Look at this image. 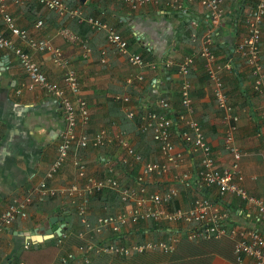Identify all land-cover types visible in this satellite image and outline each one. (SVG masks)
I'll return each mask as SVG.
<instances>
[{
  "label": "crops",
  "instance_id": "obj_1",
  "mask_svg": "<svg viewBox=\"0 0 264 264\" xmlns=\"http://www.w3.org/2000/svg\"><path fill=\"white\" fill-rule=\"evenodd\" d=\"M240 1L222 2L224 16L210 46L216 64L222 65L226 62V57L232 53L236 42L244 35L242 15L238 11ZM252 3L253 0H247L245 7ZM70 6L79 8L84 16L97 17L113 27L126 39L127 45L132 42L128 50L139 54L146 65L153 64L154 68L145 66L141 70L133 69L124 57L113 52L107 53V62L102 65L99 62V50L104 46L103 34L94 33L85 24L77 25L74 20L58 18L54 13L36 4L26 2L13 5L11 0H7V12L15 26L25 30L31 38L46 40L58 48L60 57L66 60L74 71L80 96L85 101L89 114V121L83 132L90 136L103 129L112 138L121 133L134 152L140 155L143 163L160 161L157 146L150 135L140 134L132 120L126 119L121 111V98L128 97V103L124 107L136 109L137 114L156 110V99L167 102L174 115L179 112L180 79L176 73V65L183 57L197 51V40L207 29L198 0L187 4L185 16L174 14L162 6L148 5L131 11L125 5L109 0H74ZM37 22L41 23L39 28L34 27ZM0 32L10 37L1 21ZM66 33L75 39L67 38L63 35ZM191 35H194L195 41L191 40ZM13 40L15 46L25 51L38 65L47 82L61 85L63 73L52 65L48 54L32 52L19 40ZM79 43L89 49L86 58L83 57L84 51ZM259 49L260 64L264 71V20L261 25ZM166 61L170 63L165 68ZM234 61L235 71H223L221 81L232 112L238 116L234 142L244 153L237 162L238 171L246 191L255 197L264 198V142L256 136L257 128H262L260 100L251 91L247 66L237 59ZM136 73L141 74L142 81L126 88L125 78ZM188 79L191 84L193 119L198 123L210 146L215 164L218 168L227 167L231 158L223 149L222 114L215 105L211 83L201 58L194 57ZM26 81L14 57L5 56V53L0 51V214L14 198H20L41 181L55 157L58 134L63 127L62 113L57 101L41 88L27 90L21 87ZM238 86L241 89H238ZM244 91L247 99L242 95ZM172 141L174 146L181 150L177 134L172 135ZM122 154L115 143L98 149L84 150L72 146L67 160L53 178L46 181V185L57 188L77 183L75 171L70 163L72 158L80 157L88 176L101 179L107 176V170L111 168L112 176L120 184L132 186L140 165H120L118 160ZM196 167L197 161L193 162L186 151V158L179 168L171 169L161 177H148L144 182V191L148 194H160L168 187L177 189L178 195L169 205L171 210L186 208L194 197L202 195L200 192H203L211 202H215L229 213L230 224L241 223L255 227L253 210L244 209L237 198L230 195L219 198L214 188H204L197 183L189 190L178 186L175 179L178 173L188 171L193 174V168ZM133 187L137 189L135 184ZM110 194H97L90 200L89 222H94L96 217L104 214L121 212L122 204L118 200H112ZM241 209L246 212L243 217L238 216ZM70 215L75 216V212L67 198L57 196L43 203L34 202L27 209L26 219H16L0 234V264H15L14 256L19 248L24 249L23 244L27 239L30 246H39L45 242L47 229L53 232L61 224L63 232L69 237L79 233L81 226L75 222L76 216L73 226L67 221ZM58 217H63L62 222L50 221L51 218ZM163 226L166 227L165 224L153 222L139 223L126 231L121 230L122 236L118 241L128 244L161 239L165 237L166 232ZM63 253L64 251L60 252L58 257ZM74 264L81 263L76 261ZM212 264L232 263L215 257Z\"/></svg>",
  "mask_w": 264,
  "mask_h": 264
},
{
  "label": "built area",
  "instance_id": "obj_2",
  "mask_svg": "<svg viewBox=\"0 0 264 264\" xmlns=\"http://www.w3.org/2000/svg\"><path fill=\"white\" fill-rule=\"evenodd\" d=\"M125 5L129 10L136 11L144 6H162L163 8L185 16L187 4L192 0H110ZM13 5L24 3L36 4L47 11L54 13L58 18L74 20L77 25H87L94 33L104 36V46L99 50V62L106 64L108 52H113L125 58L126 63L133 69L141 70L145 66L153 69V64H147L139 54L130 52L127 41L106 22L97 17L84 16L78 8H68L61 0H11ZM202 14L207 23L205 34L197 40L198 48L194 54L183 57L176 65V73L180 79L178 88V102L180 110L175 115L171 106L162 99L155 100L156 110L137 114L136 109L126 108L128 97L121 98L126 119H138L136 130L140 134H149L156 144L160 156L158 162L143 163L139 154L134 152L123 134L118 133L113 138L108 136L103 129H99L90 136L83 132L89 121V114L85 101L80 96L78 83L74 71L68 62L60 57L58 48L46 40L31 38L25 30L19 29L13 23L7 12V0H0V21L10 37L0 32V51L5 56L11 55L26 77L25 84L21 87L27 90L41 88L54 98L61 110L63 127L58 134V144L55 157L49 168L38 184L27 190L20 198L13 199L0 214V234L4 232L16 219L24 220L27 209L34 202L41 203L47 198L57 196L67 198L81 226V231L76 234L77 239L83 244L72 247L60 257V263L78 261L88 264L92 258L109 256L117 259H129L134 255L147 253L171 254L176 245L184 240L189 243H199L208 240H228L232 244L231 255L233 264H264V198L249 194L242 186V176L238 171V160L244 154L234 142L238 116L232 112L227 96L223 92L221 73L234 70V60L243 62L251 78L250 88L258 96L261 105L262 128L256 130L257 138L264 142V71L260 64V33L264 20V0H253L252 5L242 9V24L244 35L240 38L226 62L222 65L215 63V56L210 51L212 38L218 31L224 16L222 9L223 0H198ZM40 22L34 27L39 28ZM74 40L75 37L68 33L63 34ZM17 39L25 47L35 53H46L55 68L62 71V83L46 81L38 65L30 56L18 46ZM191 40L195 41L194 35ZM80 44V43H79ZM83 57L89 55V49L80 44ZM194 57L202 59L203 68L211 83V94L215 105L222 114L223 149L231 158L230 165L218 168L215 164L210 146L205 140L198 123L193 119V107L190 96L191 84L188 72L193 64ZM169 61L164 63L166 68ZM142 81L140 73L129 74L124 80L126 88L133 87ZM18 92V91H17ZM177 134L181 150L176 148L172 135ZM115 143L123 152L119 164L131 166L139 164V173L133 179L132 186L120 184L113 176L112 169L108 168L107 176L96 179L88 176L86 167L80 157H74L70 166L75 171L77 183L65 187L47 186L46 181L51 180L59 168L67 160L70 148L98 149L108 144ZM187 155L197 167L190 172H180L176 176V183L184 190L191 189L195 183L204 188H214L219 198L230 195L237 198L244 209L253 210L255 227H248L241 223H229V213L215 202H211L204 195L194 197L186 208L169 209V205L178 195L175 188H165L160 194H148L144 191V182L150 176L161 177L171 169H177ZM114 193L122 204L121 212L104 214L95 218L94 222L88 220V205L97 194ZM242 209L239 212L243 217ZM144 222L165 224V237L157 240H142L122 244L120 241L121 230ZM170 226V227H169ZM164 231V230H163ZM112 236H111V235ZM68 235L63 233L56 239V246L62 247ZM29 243L24 242L26 249ZM15 264H23L17 262Z\"/></svg>",
  "mask_w": 264,
  "mask_h": 264
},
{
  "label": "trees",
  "instance_id": "obj_3",
  "mask_svg": "<svg viewBox=\"0 0 264 264\" xmlns=\"http://www.w3.org/2000/svg\"><path fill=\"white\" fill-rule=\"evenodd\" d=\"M72 2L74 0H65L64 5L68 8H73L70 6ZM241 2L242 0L239 2L238 11L244 9L247 0H244L242 5ZM130 43L132 42L130 41ZM130 43H128V47L131 45ZM234 68L236 69V64H234ZM238 89L241 88L238 86ZM242 95L247 99L245 91ZM131 122L136 128L138 119L134 118ZM200 194L203 195V192H200ZM110 197L112 200H118L114 193H111ZM81 244H83V241L77 239L76 235L70 236L61 248L55 247L53 240H47L39 246H29L26 250L19 248L14 256V262L21 261L23 264H60L58 257L60 252H65L70 247H76ZM231 248V242L225 239L201 241L199 243H189L182 240L176 245L171 254L147 253L134 255L129 259L98 256L92 258L88 264H212V260L215 257L233 264ZM67 264L74 263L69 262Z\"/></svg>",
  "mask_w": 264,
  "mask_h": 264
},
{
  "label": "water",
  "instance_id": "obj_4",
  "mask_svg": "<svg viewBox=\"0 0 264 264\" xmlns=\"http://www.w3.org/2000/svg\"><path fill=\"white\" fill-rule=\"evenodd\" d=\"M81 2L83 1V0H80ZM243 4V2L241 3V5ZM186 22V21H185ZM62 220H63V217H58V218H51L50 219V221L51 222H56V221H58V222H62ZM61 229H63V226L60 224V226L55 230V231H51L50 229H47V230H45V240L46 239H50L53 235H55V236H59V233H60V230ZM28 240V239H27Z\"/></svg>",
  "mask_w": 264,
  "mask_h": 264
},
{
  "label": "clouds",
  "instance_id": "obj_5",
  "mask_svg": "<svg viewBox=\"0 0 264 264\" xmlns=\"http://www.w3.org/2000/svg\"><path fill=\"white\" fill-rule=\"evenodd\" d=\"M109 1H110V0H109ZM111 2H113V1H111ZM242 2H243V1H242ZM242 2H241V3H242ZM62 3H63V2H62ZM114 3H115V2H114ZM63 4H64V3H63ZM78 9H79V8H78ZM63 18H64V17H63ZM94 18H95V17H94ZM101 21H102V20H101ZM103 22H104V21H103ZM127 48H128V45H127ZM232 71L234 72L235 69L232 70ZM251 91H252V90H251ZM103 178H104V177H103ZM48 199H52V198H47V199H45L44 201H46V200H48ZM44 201H43V202H44ZM43 202H41V203H43ZM120 204H121V203H120ZM75 216H76V215H75ZM25 219H26V218H25ZM76 219H77V217H76ZM11 225H12V224H11ZM11 225H10V226H11ZM63 233H65V232H63V229H61V230H60V233H59V236H55V235H53L50 239H46L45 241H47V240H53V241H54V246L57 247L56 244H55L56 239L59 238V237H60V234H63ZM68 238H69V235H68ZM67 240H68V239H67ZM25 242L29 243L28 247L31 245L30 242H29V240H26ZM65 242H66V241H65ZM64 244H65V243H64ZM64 244H63V245H64ZM63 245H62V246H63ZM28 247H27V248H28ZM27 248H26V249H27ZM57 248H61V247H57ZM65 252H67V251H65ZM65 252H64V253H65ZM64 253H63V254H64ZM63 254H62V255H63ZM19 262H20V261H19ZM59 262H60V257H59ZM16 263H17V262H16ZM22 263H23V262H22ZM67 263H69V262H67ZM67 263H66V264H67ZM71 263H74V262H71ZM60 264H61V263H60Z\"/></svg>",
  "mask_w": 264,
  "mask_h": 264
},
{
  "label": "rangeland",
  "instance_id": "obj_6",
  "mask_svg": "<svg viewBox=\"0 0 264 264\" xmlns=\"http://www.w3.org/2000/svg\"><path fill=\"white\" fill-rule=\"evenodd\" d=\"M74 218H75L74 215H73V216L70 215V216L67 218V221L69 222L70 226H73ZM75 222H78V220H76V218H75Z\"/></svg>",
  "mask_w": 264,
  "mask_h": 264
}]
</instances>
